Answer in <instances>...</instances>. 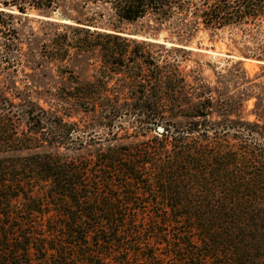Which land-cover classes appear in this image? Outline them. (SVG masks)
<instances>
[{
	"label": "trees",
	"instance_id": "obj_1",
	"mask_svg": "<svg viewBox=\"0 0 264 264\" xmlns=\"http://www.w3.org/2000/svg\"><path fill=\"white\" fill-rule=\"evenodd\" d=\"M68 1L0 0V29L14 25L11 9ZM70 9L77 26L65 41L100 48L103 67L62 103L102 120L135 117L156 134L69 157L62 148L79 131L70 114L15 103L0 88V264H140L136 253L148 264H264V99L245 119L243 95L188 78L176 50L161 63L117 29H92L147 17L179 39L230 28L244 55L264 59V0H79Z\"/></svg>",
	"mask_w": 264,
	"mask_h": 264
},
{
	"label": "rangeland",
	"instance_id": "obj_2",
	"mask_svg": "<svg viewBox=\"0 0 264 264\" xmlns=\"http://www.w3.org/2000/svg\"><path fill=\"white\" fill-rule=\"evenodd\" d=\"M78 1L69 0L68 6L58 8L30 9L25 14L17 9L10 10L14 13V25L11 29H0V88L15 103H20L21 96L53 113L70 114L67 120L78 123V138L70 143V149L62 148V151L69 157L90 158L102 145H134L150 140L156 132L135 117L102 120L62 103L60 98L77 86V80L95 81L103 67L100 48L79 49L78 43L70 45L63 37V33L71 29L68 24L77 26L71 17L78 14L70 8ZM96 28L99 31L117 29L128 37L132 47L139 45L152 50L161 63L169 49L176 50L182 61L181 69L188 78L203 79L214 89L224 86L235 96L242 94L246 100L240 116L256 119L257 98L264 99V59L244 55L241 36L230 28L214 31L199 26L192 36L183 39L173 35L168 28L153 23L150 17L116 22L115 25L99 24L92 29ZM3 32L8 35L4 37ZM65 44L69 52L61 57L59 49ZM119 76L111 75L108 86L118 88ZM96 83L101 85L99 81ZM248 87L253 89L248 91L252 97L247 95L245 89ZM12 124L20 130L25 125L17 118ZM155 251L163 256L168 250L158 247ZM131 256L134 262L148 264L140 261L142 258L137 253Z\"/></svg>",
	"mask_w": 264,
	"mask_h": 264
},
{
	"label": "water",
	"instance_id": "obj_3",
	"mask_svg": "<svg viewBox=\"0 0 264 264\" xmlns=\"http://www.w3.org/2000/svg\"><path fill=\"white\" fill-rule=\"evenodd\" d=\"M158 129H159L160 131H164V127L161 126V125L158 127Z\"/></svg>",
	"mask_w": 264,
	"mask_h": 264
}]
</instances>
